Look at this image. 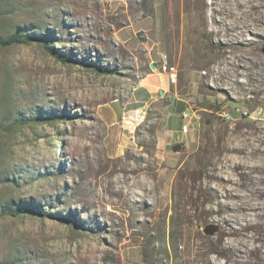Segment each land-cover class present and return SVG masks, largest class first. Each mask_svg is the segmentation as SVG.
Returning <instances> with one entry per match:
<instances>
[{
  "label": "rangeland",
  "instance_id": "rangeland-1",
  "mask_svg": "<svg viewBox=\"0 0 264 264\" xmlns=\"http://www.w3.org/2000/svg\"><path fill=\"white\" fill-rule=\"evenodd\" d=\"M17 30L75 62L0 47L5 116L36 119L0 132V203L50 214L2 216L0 264H264V0H0Z\"/></svg>",
  "mask_w": 264,
  "mask_h": 264
},
{
  "label": "trees",
  "instance_id": "trees-1",
  "mask_svg": "<svg viewBox=\"0 0 264 264\" xmlns=\"http://www.w3.org/2000/svg\"><path fill=\"white\" fill-rule=\"evenodd\" d=\"M22 27H20V30ZM20 30H17L13 33H11L8 36H2L0 34V47H11L18 44H25L30 45L33 43L41 44L48 48L52 54H54L59 60H61L64 63H74L75 60L70 58L69 56L64 55L63 53H57L54 49L50 48V42L46 38H39L37 35H28ZM79 62V61H78ZM86 64V63H84ZM91 70L98 72V73H106V74H116L117 69L116 68H102L99 65L96 64H89ZM6 84V83H5ZM12 97L13 94L6 92V86L3 84L1 87L0 83V132H15L18 130L23 129L28 124H31L36 121L34 118H25V117H10L9 119L6 118L7 108H4V103L9 102V104L12 103ZM221 106L220 102H214L209 105L210 112H216L218 110V107ZM19 112H24L23 110H18ZM57 118H51L49 121H56ZM24 216V215H40L42 217L49 216L48 213H37L35 210H32L30 208H19L17 210H10L5 209L3 204L0 203V218L2 216ZM63 222L69 223L67 219L62 218Z\"/></svg>",
  "mask_w": 264,
  "mask_h": 264
},
{
  "label": "built area",
  "instance_id": "built-area-1",
  "mask_svg": "<svg viewBox=\"0 0 264 264\" xmlns=\"http://www.w3.org/2000/svg\"><path fill=\"white\" fill-rule=\"evenodd\" d=\"M155 64V63H154ZM161 71L169 76L172 81H176L178 78V68L174 64H170L167 58H164L159 66ZM216 113L223 119L227 121H235L239 116L251 117L252 113L248 109L242 108L240 106L228 107L226 105H221L218 107ZM183 120H187V123L183 124L182 132L187 133L192 127H197L201 122V116L197 109H194L191 105L186 104V109L180 114Z\"/></svg>",
  "mask_w": 264,
  "mask_h": 264
},
{
  "label": "water",
  "instance_id": "water-1",
  "mask_svg": "<svg viewBox=\"0 0 264 264\" xmlns=\"http://www.w3.org/2000/svg\"><path fill=\"white\" fill-rule=\"evenodd\" d=\"M152 68H155V64L152 65ZM203 108H207V102L202 103ZM114 108L118 114L121 113L122 108L118 101L114 102ZM186 109V103L183 100H178L176 103V112L181 114ZM181 149L180 144H176L173 146L174 151H179ZM219 230V226L217 224H208L204 228V232L208 235H213Z\"/></svg>",
  "mask_w": 264,
  "mask_h": 264
},
{
  "label": "crops",
  "instance_id": "crops-1",
  "mask_svg": "<svg viewBox=\"0 0 264 264\" xmlns=\"http://www.w3.org/2000/svg\"><path fill=\"white\" fill-rule=\"evenodd\" d=\"M141 85L142 86H140L139 90H137V92H136V96H135L137 98L135 100L136 103L143 102V100L147 99L148 95L152 93V88L151 87H148V86L145 87V86H143V84H141ZM148 100H150V99L148 98ZM174 132H175V130H174ZM165 142L167 143V140L164 138V143Z\"/></svg>",
  "mask_w": 264,
  "mask_h": 264
}]
</instances>
